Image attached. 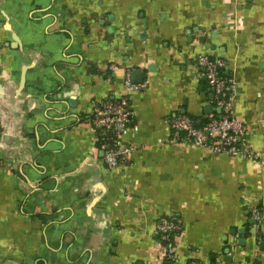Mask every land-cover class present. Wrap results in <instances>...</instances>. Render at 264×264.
I'll use <instances>...</instances> for the list:
<instances>
[{
  "label": "crops",
  "instance_id": "0c3cea01",
  "mask_svg": "<svg viewBox=\"0 0 264 264\" xmlns=\"http://www.w3.org/2000/svg\"><path fill=\"white\" fill-rule=\"evenodd\" d=\"M214 53L259 161L172 138L170 119L217 114L197 64ZM132 72L143 90L125 89ZM118 99L134 152L110 169L89 117ZM253 208L264 212V0H0V264H164L163 219L180 228L177 264H264Z\"/></svg>",
  "mask_w": 264,
  "mask_h": 264
},
{
  "label": "built area",
  "instance_id": "2783aa9c",
  "mask_svg": "<svg viewBox=\"0 0 264 264\" xmlns=\"http://www.w3.org/2000/svg\"><path fill=\"white\" fill-rule=\"evenodd\" d=\"M197 64L213 92L214 106L220 109V113L212 115L202 127H196L187 116L170 119L168 123L174 142L192 143L217 155L259 161L260 154L252 152L244 145L242 138L245 128L234 118V84L223 74L225 61L201 54L197 56ZM113 69L116 68L112 66L111 70ZM129 77L130 73H127L124 81L127 91L138 92L146 87L145 84H133ZM130 115L128 100L118 99L106 100L95 105L89 117V123L103 151V161L110 169L127 165L129 157L134 152L133 148L124 147L121 140L123 135L132 129ZM263 215L264 212L260 208H253L251 211L256 230ZM179 230L177 223L167 219L161 220L158 225L156 246L162 250L164 264H177L174 234ZM257 240L262 241L259 237Z\"/></svg>",
  "mask_w": 264,
  "mask_h": 264
},
{
  "label": "water",
  "instance_id": "95a60500",
  "mask_svg": "<svg viewBox=\"0 0 264 264\" xmlns=\"http://www.w3.org/2000/svg\"><path fill=\"white\" fill-rule=\"evenodd\" d=\"M200 42L203 43L202 40ZM214 48L215 47H210L211 51L214 50ZM214 56L217 57L216 53H214ZM130 78H131V81L133 83L140 84L142 82V79H143V72H134V73L132 72L130 75ZM216 112L220 113V109L217 108ZM252 233L254 234V232H252ZM260 248H264V243H262L260 245Z\"/></svg>",
  "mask_w": 264,
  "mask_h": 264
},
{
  "label": "trees",
  "instance_id": "16d2710c",
  "mask_svg": "<svg viewBox=\"0 0 264 264\" xmlns=\"http://www.w3.org/2000/svg\"><path fill=\"white\" fill-rule=\"evenodd\" d=\"M191 120L195 123L196 127H202L203 125H205L208 122L209 118L202 120L200 123H197L196 120H193V119H191Z\"/></svg>",
  "mask_w": 264,
  "mask_h": 264
}]
</instances>
